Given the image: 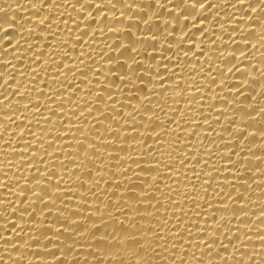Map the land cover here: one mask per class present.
Returning a JSON list of instances; mask_svg holds the SVG:
<instances>
[{
    "label": "bare ground",
    "instance_id": "obj_1",
    "mask_svg": "<svg viewBox=\"0 0 264 264\" xmlns=\"http://www.w3.org/2000/svg\"><path fill=\"white\" fill-rule=\"evenodd\" d=\"M0 264H264V0H0Z\"/></svg>",
    "mask_w": 264,
    "mask_h": 264
}]
</instances>
